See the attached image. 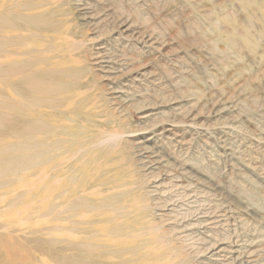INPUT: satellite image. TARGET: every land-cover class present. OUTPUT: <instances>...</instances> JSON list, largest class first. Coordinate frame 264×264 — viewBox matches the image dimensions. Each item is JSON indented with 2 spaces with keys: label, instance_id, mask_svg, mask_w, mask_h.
I'll return each instance as SVG.
<instances>
[{
  "label": "rangeland",
  "instance_id": "rangeland-1",
  "mask_svg": "<svg viewBox=\"0 0 264 264\" xmlns=\"http://www.w3.org/2000/svg\"><path fill=\"white\" fill-rule=\"evenodd\" d=\"M66 1L62 37L97 76L85 90L122 125L113 141L97 119L100 171L132 187L91 191L144 215L130 228L165 264H264V0ZM53 244L19 250L75 264V237Z\"/></svg>",
  "mask_w": 264,
  "mask_h": 264
},
{
  "label": "bare ground",
  "instance_id": "bare-ground-1",
  "mask_svg": "<svg viewBox=\"0 0 264 264\" xmlns=\"http://www.w3.org/2000/svg\"><path fill=\"white\" fill-rule=\"evenodd\" d=\"M60 1L0 0V264H39L19 247L31 251L41 242L49 249L73 237L75 264H165L146 242L152 235L130 228L145 216L90 189L132 187L100 171L107 157L97 119L115 131L102 134L113 141L122 125L110 114L101 120L106 112L90 100L85 89L97 76L78 64L83 52L65 44L73 16Z\"/></svg>",
  "mask_w": 264,
  "mask_h": 264
}]
</instances>
